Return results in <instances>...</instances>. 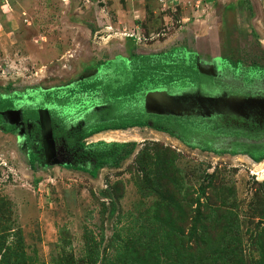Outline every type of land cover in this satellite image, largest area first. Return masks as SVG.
I'll list each match as a JSON object with an SVG mask.
<instances>
[{
	"label": "rangeland",
	"instance_id": "1",
	"mask_svg": "<svg viewBox=\"0 0 264 264\" xmlns=\"http://www.w3.org/2000/svg\"><path fill=\"white\" fill-rule=\"evenodd\" d=\"M125 3L0 0V94L22 110L50 99L47 91L116 74L135 54L171 50L193 52L225 83L203 77L205 94L243 93L236 86L246 77L264 88V0H148L134 23L114 14ZM140 100L125 105L145 107ZM13 126L0 129V264H196L223 237L227 256L213 264H264V158L216 154L135 126L86 139L88 155L66 166L42 159L52 146L46 135L24 140ZM99 141L125 144L97 162ZM202 235L210 241L201 248Z\"/></svg>",
	"mask_w": 264,
	"mask_h": 264
},
{
	"label": "trees",
	"instance_id": "2",
	"mask_svg": "<svg viewBox=\"0 0 264 264\" xmlns=\"http://www.w3.org/2000/svg\"><path fill=\"white\" fill-rule=\"evenodd\" d=\"M196 59L197 56H194L193 52L185 53L179 50H171L169 53L162 52L154 55L135 54L128 65H119L117 67L119 71L116 74H110L109 72L101 76L86 78L78 81L68 89L60 90L59 93L77 91L95 95L102 94V100L106 104L103 108L105 114H107L106 119H97V121L86 124L81 129L83 136H88L94 132L106 129H126L135 126H148L159 131L167 132L191 147H199L202 150H209L216 154H247L254 161L259 162L264 158V142L255 143L253 147H249L248 149L245 145H243L244 148L232 149L226 144L223 146L214 144L217 141L214 135L230 134V126L226 123L224 124V118L227 116L214 115L212 117H202L194 114L180 116L167 114L154 115L148 114L144 108L142 110L132 106L128 108L125 105L127 103L129 106L132 103V99L137 95L142 96L145 90L159 86L167 87L171 91H196L200 90L203 77L215 80L220 85L225 84L218 76L199 72L196 66ZM260 86L259 78L246 77L236 87L243 90L253 89L251 91L254 92ZM53 92L47 91L46 94L49 96ZM65 100L67 98L62 99L61 102ZM13 106L14 99L12 97H6L0 94V111L13 108ZM26 111L31 112L30 109ZM32 111L34 112V110ZM107 116L112 118H107ZM0 126L5 131H12L9 125H6V123L3 124L1 118ZM59 130L65 132L67 129L64 127ZM244 130L240 128L239 130H235V132L239 131L241 133ZM211 141L212 145L210 144ZM124 144L99 141V143L93 144V156L97 162L102 160L106 162L113 157L116 158L117 150L111 147L116 146L120 148ZM34 162L35 155L31 152L29 163L32 168L35 167ZM38 181V178L34 179V183H38ZM199 240L202 243L201 248L206 246L210 241L204 235L200 236ZM229 240V237H223L219 243L220 245L209 249V252L208 250L203 251L201 254L203 257H199V262L196 264H213V261H211L213 256L221 257L223 255L226 258L229 249ZM8 244L7 249L12 247L13 241ZM222 262H225L224 259H222Z\"/></svg>",
	"mask_w": 264,
	"mask_h": 264
},
{
	"label": "flooded vegetation",
	"instance_id": "3",
	"mask_svg": "<svg viewBox=\"0 0 264 264\" xmlns=\"http://www.w3.org/2000/svg\"><path fill=\"white\" fill-rule=\"evenodd\" d=\"M215 63V69L219 70V66L216 67ZM220 74V73H219ZM219 76V75H215ZM160 87V86H159ZM167 88V87H166ZM168 89V88H167ZM243 90V89H241ZM250 90V91H249ZM244 89L243 93H231V94H241L245 96H258L261 95L264 97V88L259 87L256 88L253 91V89ZM169 92L174 93L176 91H171L168 89ZM186 91V90H182ZM197 91V90H196ZM200 91V90H199ZM252 92V93H251ZM220 94H229L226 91H223ZM95 95L90 94L86 92H71V93H59L58 91H54L51 95L50 99H45L42 102H39L38 104H33L30 106H27L25 109H22L23 114V121L24 124L20 128L22 137L25 139L29 138L35 139L36 141H39L41 138V129L38 125V116L39 111L41 108H46L48 111V118L50 123V131H51V148L48 150V152H44V162L46 161H57L63 165H75L76 163V157L82 156L85 157L89 153V147L85 145L84 141L97 133L103 132V131H110V130H116V129H106V130H100L97 132H94L93 134H90L88 136H83V132L81 129L88 123L97 121V119H106V115L103 108L105 107V103L102 100V94H96L94 99L95 103H92L90 106H86L84 109H82L80 106L84 105V102H81L83 99L85 100L86 97ZM215 95V94H213ZM141 95L136 96L132 99V101H139ZM67 98L64 102H61L62 99ZM139 99V100H135ZM76 101V105H73L74 107L71 109H66L64 111L65 106L67 105V102L70 101ZM81 102V103H80ZM81 104L80 106L78 104ZM133 103L132 107L138 108V104L134 105ZM48 105V106H47ZM96 105V106H95ZM100 105V108H99ZM76 106V107H75ZM15 107V105L13 106ZM97 107V108H96ZM128 107V106H127ZM145 109V107L140 106V109ZM27 109H30V111H26ZM80 109V110H79ZM34 110V112L32 111ZM146 110V109H145ZM68 111H71L69 113H66ZM74 111V112H73ZM148 114H160V113H154V112H148ZM70 114V116H69ZM77 115V118L81 116V121H75L76 117H73L74 115ZM191 114V113H190ZM189 115V114H188ZM217 116L216 114H212L209 117ZM220 116V115H219ZM227 116L224 118V124L226 123L229 127L230 134L228 135H214L217 141L214 143L218 146H223L226 144L229 148L232 149H240L247 147V149L250 147H253L255 143L264 142V123H256L252 119H243L240 117L235 116ZM73 117V118H72ZM1 120L3 121L2 117L0 116ZM66 118H69L67 120ZM107 118H112L107 116ZM223 118V117H222ZM74 122V124H71V121ZM3 124H5L3 122ZM9 125V124H6ZM12 129L14 128L13 125H9ZM66 128L67 130L65 132H62V130H59L60 128ZM240 128L245 129L241 133L239 131ZM0 129L3 130L2 126H0ZM247 131V132H246ZM244 143V144H243ZM257 146V145H256ZM99 152V150H98ZM240 154V153H239ZM91 160L96 161L94 157H90Z\"/></svg>",
	"mask_w": 264,
	"mask_h": 264
},
{
	"label": "water",
	"instance_id": "4",
	"mask_svg": "<svg viewBox=\"0 0 264 264\" xmlns=\"http://www.w3.org/2000/svg\"><path fill=\"white\" fill-rule=\"evenodd\" d=\"M196 66L199 72L213 75V73L202 69L198 60ZM142 96L144 97L145 109L148 112L178 116L191 113L202 117H209L212 114L232 115L246 120L252 119L256 123H264V97L261 95H213L204 94L199 90L171 93L166 87L160 86L145 90ZM0 115L6 124L16 125L17 127H22L24 124L20 108L13 107L0 111ZM43 118H40L41 133L42 137L46 135L44 139L48 141L51 140L50 123L48 119Z\"/></svg>",
	"mask_w": 264,
	"mask_h": 264
},
{
	"label": "crops",
	"instance_id": "5",
	"mask_svg": "<svg viewBox=\"0 0 264 264\" xmlns=\"http://www.w3.org/2000/svg\"><path fill=\"white\" fill-rule=\"evenodd\" d=\"M147 1L148 0H126L125 4H126L127 9L115 7L114 8V14H115V16L118 17L119 20H122L121 15H124L122 17H125V18L127 17L128 18L127 20H129L133 23H134V21H140V20L142 21L143 16L146 14V12L143 10L145 8V5L143 8H141L139 5L140 4L143 5V3L145 4V2H147ZM150 1L154 2V0H150ZM157 1H162V0H157ZM146 7H148V5ZM188 16H189V14L187 15V17H184L185 18L184 20H186V18H188ZM182 24H183V27L187 28L188 30H194L198 27L197 25H193L187 21H183ZM115 25L118 26L119 23H114V26ZM207 27H210V25H208Z\"/></svg>",
	"mask_w": 264,
	"mask_h": 264
}]
</instances>
